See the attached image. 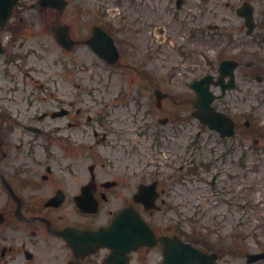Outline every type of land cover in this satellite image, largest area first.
Returning a JSON list of instances; mask_svg holds the SVG:
<instances>
[{
    "label": "flooded vegetation",
    "instance_id": "flooded-vegetation-1",
    "mask_svg": "<svg viewBox=\"0 0 264 264\" xmlns=\"http://www.w3.org/2000/svg\"><path fill=\"white\" fill-rule=\"evenodd\" d=\"M114 1L0 0V264H165L162 237L185 238L184 229L169 228L160 213L183 201L179 184L185 176L181 131L188 112L186 91L176 97L154 84L82 81L90 78L89 71H157L152 61L171 45L190 60L195 52L176 41L182 35L191 46L202 36L222 35L219 50L227 52V59L244 58L247 28L244 21L236 23L238 28L220 21L205 29L200 20L175 21L184 12V0L180 9L179 0H166L163 14L168 8L173 20L158 28L151 20L158 0ZM261 27L257 25L256 32ZM230 31L237 41L234 47L225 35ZM106 34L117 48L116 64L90 46L92 40H105ZM138 44L146 46L147 60L135 58ZM58 66L66 73L81 71L80 82L68 81V74L67 80L57 77ZM213 89L215 109L232 116L236 133L223 138L194 120L192 156L196 165L204 166L220 152L228 167L236 155L240 167L249 155L250 135L254 152L264 150V128L238 108L235 90L223 94L221 87ZM163 119L173 136L152 145L147 139H154ZM150 156L158 161L162 156L160 168ZM154 184L162 204L158 211L137 203L153 197ZM142 188H150L147 198ZM88 202L98 205L96 212L83 210ZM129 206L154 230V248L132 252L133 240L148 234H121V226L137 225L134 213L119 221L113 238L106 237ZM104 241H113L114 248Z\"/></svg>",
    "mask_w": 264,
    "mask_h": 264
},
{
    "label": "rangeland",
    "instance_id": "rangeland-1",
    "mask_svg": "<svg viewBox=\"0 0 264 264\" xmlns=\"http://www.w3.org/2000/svg\"><path fill=\"white\" fill-rule=\"evenodd\" d=\"M245 1H250L253 4L257 21H262L263 23L264 0H185L184 12L175 21H179L181 18L187 22L200 20L204 29L207 23L217 24L220 21L221 24L228 22L233 23L237 27L236 23L240 22V20L235 14V9L240 7ZM114 2V0H109V3ZM158 3L160 5L154 4L152 9L151 20L154 21L155 27L163 25L162 22L164 21L173 20L172 13L168 11V8H165L163 14L166 0H158ZM227 3H230V8L225 5ZM170 26L172 27V32L177 31L175 26ZM228 34L234 35L232 32ZM146 35L149 37L150 33L148 34L146 31ZM240 37L238 36V38ZM176 41L183 43L191 53L195 52L191 59H184L177 50L168 46L162 49L164 56L161 55L159 59L152 61V68L157 71L150 72L155 75V79L156 77L162 79V84H169L166 92L179 93L186 91L187 97L191 99L192 94L189 85L205 74L212 72L214 64L209 65V61L216 63L219 60L216 58L215 53L211 52L207 55L206 50H218L221 46L220 42H224L225 37H219V42L201 38L200 41H196L194 46L188 44L186 35L176 38ZM154 44L155 41L153 42ZM153 45L152 47H156V45ZM247 51L248 57L238 58L241 64L240 68H238L239 71L236 72L238 83L236 95L240 104H236L242 112L250 117L251 121L257 122L256 124H264V71H262L261 75L258 74V81L256 80L257 75L252 77L249 75L250 72L247 71L250 68H264V44L250 39L248 40ZM146 53V46L138 44V53L135 58L147 60L145 58ZM221 57L226 56L221 55ZM175 65L179 66L172 71ZM187 65L192 70L186 71L182 69ZM193 69L196 70L193 71ZM100 73L101 71H96L93 76L91 71H89L88 75L91 77V81L90 78H85L82 82H96L100 77L102 81L106 80L113 84L121 82L113 75V77L108 78L109 71L104 72V75L103 73L100 75ZM64 74H68L70 77L68 81L74 83L80 82L79 78L82 75L81 71L66 73L60 70L58 66L56 76L67 80L68 76ZM128 77L132 82L136 81V76L128 74ZM186 106L187 111H190V106ZM187 141L188 138H184L181 143L185 144ZM181 154H184L183 148ZM227 174L233 178H227L230 183V194L224 199L225 203H214L212 200L208 202L206 198L202 199L200 195L204 192L203 190H195L193 192V189L188 191L181 186L179 190L181 198H194V200L193 203H176L181 206L180 209L186 212V218H183V221L184 228H189L187 231L191 232V229L194 228H204L201 235L217 243V247L227 249L228 264H246L243 254L264 249V160L256 162L250 154L249 167L245 173L236 166H230L227 168ZM258 264H264V262Z\"/></svg>",
    "mask_w": 264,
    "mask_h": 264
}]
</instances>
